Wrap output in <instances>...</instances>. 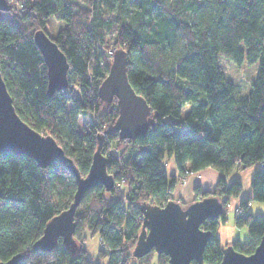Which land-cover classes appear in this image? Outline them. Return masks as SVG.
<instances>
[{
    "label": "trees",
    "instance_id": "trees-1",
    "mask_svg": "<svg viewBox=\"0 0 264 264\" xmlns=\"http://www.w3.org/2000/svg\"><path fill=\"white\" fill-rule=\"evenodd\" d=\"M19 1L21 9L0 11V67L17 113L35 130L52 135L82 176L104 133L102 153L115 184L111 190L98 184L84 193L75 213L74 252L62 237L50 251L35 250L47 222L73 202L76 176L57 161L42 167L25 153H1L0 261L21 253L17 264H102V258L107 264H153L156 254L157 263L166 264L168 256L155 250L134 255L143 225L141 205H165L179 181L206 167L221 175L212 190L196 186L193 201L215 196L222 212L201 225L214 233L205 263L219 264L229 244L252 253L264 235V214L249 211L253 200L264 202V0ZM51 17L64 22L56 36L48 35L70 67L69 86L49 95L47 65L34 36L39 29L47 33ZM111 30L116 31L113 51H127L129 81L151 107L148 130L133 139L105 133L119 114L117 101L106 103L99 94L110 67L103 47ZM221 56L237 64L259 63L247 96L236 93ZM185 103L191 107L182 117ZM86 112L95 121L81 133L77 122ZM167 159H173L177 175L167 174ZM254 165L251 194L234 217L237 227L248 228L249 239L222 245L217 229L227 220L230 198L243 189L239 179L227 175ZM85 230L101 240L96 259L79 242Z\"/></svg>",
    "mask_w": 264,
    "mask_h": 264
},
{
    "label": "water",
    "instance_id": "water-1",
    "mask_svg": "<svg viewBox=\"0 0 264 264\" xmlns=\"http://www.w3.org/2000/svg\"><path fill=\"white\" fill-rule=\"evenodd\" d=\"M11 8L10 0H0V10L8 11ZM34 38L47 65L48 94L66 89L69 86L70 67L67 56L43 29L37 30ZM52 49L59 53L55 67L52 66L54 61L48 54ZM127 66V51L117 48L114 51L109 72L100 84L99 94L106 103L115 99L119 108L115 124L105 133L118 132L122 138L133 139L145 134L148 130L151 107L130 83ZM103 139L104 133H100L89 172L86 176H82L73 159L65 153L52 135L35 130L19 116L0 67V154L6 151L25 153L33 157L42 167L57 161L67 166L77 179V190L73 202L67 209L47 222L42 236L34 243L35 250H52L59 237L63 238L64 243L72 252L76 250L75 213L84 193L98 184H103L108 190H111L115 184L113 175L107 169L108 158L102 153ZM193 209H195L193 216H184L186 212H192ZM141 210L143 225L134 248L135 256H142L155 250L157 253H164L168 256L166 264H183V257L177 254L176 249L182 246L185 240L183 221L192 220L194 224H197L201 239L197 245L185 243V253L194 257L189 264H194L193 261L196 262L195 264H206L204 261L205 247L214 233L203 229L201 225L204 221L217 218L221 214L222 203L217 197H204L187 205L174 198L168 200L163 206L145 202L142 203ZM53 224H56V227L50 228ZM260 248H264V235L250 254L236 250L232 244L226 245L219 264L224 261L225 253L235 255L242 253L244 259H250ZM22 256L18 253L9 260L0 261V264H17Z\"/></svg>",
    "mask_w": 264,
    "mask_h": 264
},
{
    "label": "rangeland",
    "instance_id": "rangeland-1",
    "mask_svg": "<svg viewBox=\"0 0 264 264\" xmlns=\"http://www.w3.org/2000/svg\"><path fill=\"white\" fill-rule=\"evenodd\" d=\"M11 4H12V10H19L22 8V2L19 0H11ZM63 25H64L63 21L57 20L55 17H51L47 26H46L47 33L50 36L54 37L58 34V31L61 29V27ZM115 36H116L115 30L107 31L106 37H105L106 45H104V47H103L104 53H106L107 51L109 53V51H111V50L113 51L115 49V47H114ZM105 56H106L105 62L110 61V64H111L113 56H111V58L108 57L106 54H105ZM219 62H220L221 67L224 70L226 77L229 80H231L232 83L236 86V93L240 97L247 96L248 93L250 92V90L253 88V85L255 84V81L257 78V73H258V68H259V63L257 62L255 64H248L246 61H244L242 64H237L234 61H232L229 58H226L224 56L220 57ZM73 89H74V92H73L74 95H76V96L80 95L79 94L80 88H79L78 83L74 84ZM190 107H191L190 103H185L183 105L182 117H184L188 113ZM94 121H95L94 114L92 112H86V115L79 118V120L77 122V130L81 133L86 132L89 129L90 124L93 123ZM108 150L112 151V152H117L118 149H116V147H114V146L112 147L111 145H109ZM253 168L254 167H250L248 169L243 170L244 172H242V174H238L239 177L244 178V180L246 182L247 173H248V171L251 172L253 170ZM236 174H237L236 170L231 171L227 175V179L233 180L234 177L236 176ZM181 182H184V180H181ZM245 182H244V188L242 189V191H243L244 195H247V184ZM118 185L121 188L124 187L123 183L118 184ZM214 187L212 189H214ZM173 198L177 199L176 197H174V194H173ZM230 206H231V204L229 201L228 212H227L229 223L233 222V217H234L235 213L241 212V210H240V212L236 211V208L237 207L239 208V205L237 207H234V210H231ZM249 211L252 213L261 212L264 214V202L253 200L252 206L249 207ZM235 237L236 238L239 237L242 241L248 240L249 239L248 228L246 226L245 227H236ZM79 242H81V243H83V245H85L86 250L88 252V255L90 257H93V258L95 257L94 259H96V256H98V252L100 250V246L102 245L99 237L98 236L94 237L91 235V233L88 230H85L83 232V236ZM152 257H153L152 263L158 264L157 263L158 262L157 261V255L153 254ZM100 262L102 264H107V259L102 258V259H100ZM129 264H138V262L134 260V261H131Z\"/></svg>",
    "mask_w": 264,
    "mask_h": 264
},
{
    "label": "crops",
    "instance_id": "crops-1",
    "mask_svg": "<svg viewBox=\"0 0 264 264\" xmlns=\"http://www.w3.org/2000/svg\"><path fill=\"white\" fill-rule=\"evenodd\" d=\"M252 167H254L253 170L251 172L248 171L247 173L246 182L244 178H240L238 175V174H242V172L244 171L243 170L236 171L237 174L234 177V179H239L242 182L243 188H244V182L247 184V195H244L242 191V193L239 196L231 197L230 198V204H231L230 209L231 210H234V207H237L243 199H245L251 194V185H250L251 177L253 175V172L258 166L254 165ZM165 168H166L168 175L178 174V170H177L176 164L174 163L173 159H167ZM220 175L221 173L213 167H206L198 172L190 173L187 176L186 178L187 180L185 183L179 181L176 184L174 191H173L174 197L186 203H190L194 199V188L196 186H200L202 190L212 189L215 186V183L218 180ZM250 206H252V202L250 203ZM234 217H235V214H234ZM234 217H233V222L229 223V219L227 215L226 222L221 223L218 227L217 235L219 236L222 245L231 243L233 240L237 238L240 239L239 237L237 238L235 237V230L237 226L234 223Z\"/></svg>",
    "mask_w": 264,
    "mask_h": 264
},
{
    "label": "snow or ice",
    "instance_id": "snow-or-ice-1",
    "mask_svg": "<svg viewBox=\"0 0 264 264\" xmlns=\"http://www.w3.org/2000/svg\"><path fill=\"white\" fill-rule=\"evenodd\" d=\"M50 58L53 59L54 63L52 66L55 67L57 58L59 57V53L52 49L50 53H48ZM128 119V117H125ZM195 213V209L192 212H186L184 216H193ZM183 216V217H184ZM185 240L182 246L177 247V254L183 257V264H189V262L194 258L190 254L185 253V243L195 244L197 245L201 239L199 231L197 230V224H194L192 220L183 221ZM56 224L50 225V228H55ZM197 259L199 257H196ZM222 264H264V248H260V250L254 253L250 259H244L243 254L235 255L233 253L227 254L225 253V259L222 261Z\"/></svg>",
    "mask_w": 264,
    "mask_h": 264
},
{
    "label": "built area",
    "instance_id": "built-area-1",
    "mask_svg": "<svg viewBox=\"0 0 264 264\" xmlns=\"http://www.w3.org/2000/svg\"><path fill=\"white\" fill-rule=\"evenodd\" d=\"M109 54H110V56H113V55H114V51H112V50L109 51ZM184 181H185V180H184ZM236 211H237V212H240V209L237 207V208H236Z\"/></svg>",
    "mask_w": 264,
    "mask_h": 264
}]
</instances>
